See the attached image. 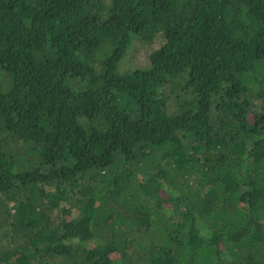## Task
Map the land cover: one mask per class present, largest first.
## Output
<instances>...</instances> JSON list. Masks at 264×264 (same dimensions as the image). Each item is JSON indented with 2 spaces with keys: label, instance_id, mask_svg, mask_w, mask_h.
Listing matches in <instances>:
<instances>
[{
  "label": "trees",
  "instance_id": "16d2710c",
  "mask_svg": "<svg viewBox=\"0 0 264 264\" xmlns=\"http://www.w3.org/2000/svg\"><path fill=\"white\" fill-rule=\"evenodd\" d=\"M0 264H264V0H0Z\"/></svg>",
  "mask_w": 264,
  "mask_h": 264
},
{
  "label": "rangeland",
  "instance_id": "374dc122",
  "mask_svg": "<svg viewBox=\"0 0 264 264\" xmlns=\"http://www.w3.org/2000/svg\"><path fill=\"white\" fill-rule=\"evenodd\" d=\"M148 52L147 50H143V49H139V50H135L133 53V57H132V63H135L139 66H148L149 65V58H148ZM132 66V65H131ZM121 70L122 67L120 66Z\"/></svg>",
  "mask_w": 264,
  "mask_h": 264
}]
</instances>
